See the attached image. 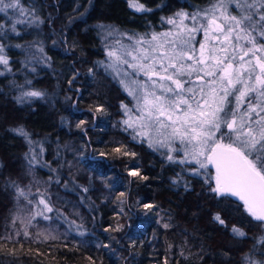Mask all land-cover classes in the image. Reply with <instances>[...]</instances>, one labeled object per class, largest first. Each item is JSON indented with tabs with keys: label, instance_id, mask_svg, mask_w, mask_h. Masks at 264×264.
<instances>
[{
	"label": "trees",
	"instance_id": "trees-1",
	"mask_svg": "<svg viewBox=\"0 0 264 264\" xmlns=\"http://www.w3.org/2000/svg\"><path fill=\"white\" fill-rule=\"evenodd\" d=\"M23 2L43 22L17 25L19 34L8 30L0 38L10 69L0 71V235L16 208L11 181L26 190L30 187L32 194L47 190L55 206L86 231L82 237L71 233L67 247L62 246L63 239L51 250L47 244L31 245L32 252L28 244L22 250L17 245L16 257L5 249L0 264H90L88 257L96 264H164L165 260L168 264H244L243 256L264 228L243 202L211 193L204 177L184 174L190 185L187 191L183 182L173 184L180 166L165 163L158 152L130 141L118 125L114 127L121 119V102L129 104L131 98L98 65L105 61L110 43L105 31L163 32L168 25L162 24V17L204 7L208 0H139L151 12L136 11L129 0ZM0 22H5L2 13ZM74 73H78L75 79ZM22 90H41L46 95L19 104L15 98ZM98 106L106 114L97 113L93 124ZM82 120L84 131L77 128ZM20 126L30 133L32 145L11 131ZM113 140L123 142L137 156L113 158ZM33 155L36 162L30 167ZM134 164L139 177L128 174ZM144 204L154 207L145 209ZM217 213L227 228L213 220ZM164 223L171 227L164 228ZM233 225L247 235L234 236ZM103 244L109 247H97ZM261 247L254 258L264 259ZM37 248L41 255H36Z\"/></svg>",
	"mask_w": 264,
	"mask_h": 264
},
{
	"label": "snow or ice",
	"instance_id": "snow-or-ice-1",
	"mask_svg": "<svg viewBox=\"0 0 264 264\" xmlns=\"http://www.w3.org/2000/svg\"><path fill=\"white\" fill-rule=\"evenodd\" d=\"M129 7L138 12L152 11L139 0H129ZM0 13L5 18L0 22V38L8 30L19 34L17 25L39 26L43 22L23 0H0ZM161 21L172 27L142 35L119 33L116 29L106 32L105 40L111 37L114 42L106 45V59L98 65L131 98L129 104L121 102V119L113 126L118 125L130 141L158 152L165 163L180 166L181 173L173 178V184L183 182L187 191L190 185L184 181V174L204 177L211 193L219 198L238 197L264 228V0H208L204 7L181 9ZM124 37L126 44L122 42ZM3 51L0 43V65L10 71ZM88 71L93 73L92 68ZM72 83L70 80L69 85ZM45 95L41 90H22L15 99L23 104ZM97 113L105 115L106 109L95 108L93 124ZM84 124L80 121L77 128L84 131ZM11 131L29 145L34 143L22 126ZM110 143L113 158L137 156L123 142ZM28 162L31 167L36 157L33 155ZM128 174L139 177L138 165L134 164ZM10 187L15 192L16 208L5 234L0 235V253L7 249V255L16 257V246L22 250L25 244L29 252L31 245L47 244L51 250L61 239L65 241L62 246L67 247L71 233L84 236L83 225L56 207L47 190L37 189L32 194L30 187L26 190L15 181ZM153 207L144 204L145 209ZM213 220L227 228L219 213ZM162 226L171 227L168 223ZM231 232L238 237L247 235L235 225ZM253 239L250 253L243 256L244 264H264V259L253 255L258 246H264V234ZM36 255H41L39 248ZM260 255L264 257V247ZM88 260L96 264L92 257Z\"/></svg>",
	"mask_w": 264,
	"mask_h": 264
},
{
	"label": "rangeland",
	"instance_id": "rangeland-1",
	"mask_svg": "<svg viewBox=\"0 0 264 264\" xmlns=\"http://www.w3.org/2000/svg\"><path fill=\"white\" fill-rule=\"evenodd\" d=\"M171 27H172L171 25H168V29L171 28ZM168 29H167V30H168ZM167 30H166V31H167ZM106 32H107V31H105V34H106ZM197 37H198V36H197ZM117 38H119V37H117ZM108 40L110 41L109 44H112V43L114 42V41H113V38H111V37H109ZM122 42L125 43V44L128 43L127 37H124ZM0 71H5V68H4L3 65H0Z\"/></svg>",
	"mask_w": 264,
	"mask_h": 264
},
{
	"label": "water",
	"instance_id": "water-1",
	"mask_svg": "<svg viewBox=\"0 0 264 264\" xmlns=\"http://www.w3.org/2000/svg\"><path fill=\"white\" fill-rule=\"evenodd\" d=\"M210 168H211V166H210ZM212 169V168H211ZM213 171H214V169H212ZM234 198H236L237 200H239V198L238 197H234ZM239 201H241V200H239ZM241 202H243V201H241Z\"/></svg>",
	"mask_w": 264,
	"mask_h": 264
}]
</instances>
